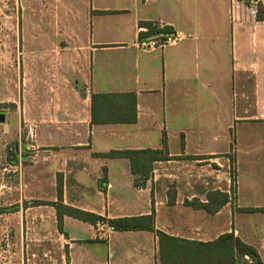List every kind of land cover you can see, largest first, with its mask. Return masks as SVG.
I'll return each mask as SVG.
<instances>
[{
    "label": "crops",
    "instance_id": "0c3cea01",
    "mask_svg": "<svg viewBox=\"0 0 264 264\" xmlns=\"http://www.w3.org/2000/svg\"><path fill=\"white\" fill-rule=\"evenodd\" d=\"M257 2L264 8V0H14L8 11L0 0L14 45L5 29L0 264H159L156 231L203 243L233 232L264 263ZM157 33L185 37L136 46ZM125 92L135 94L134 122H91L92 93ZM163 139L170 158L154 161L141 186L128 158L102 155L158 149ZM215 191L228 196L218 207ZM53 202L104 220L63 214L59 226ZM141 215L153 216V231L107 228Z\"/></svg>",
    "mask_w": 264,
    "mask_h": 264
},
{
    "label": "trees",
    "instance_id": "16d2710c",
    "mask_svg": "<svg viewBox=\"0 0 264 264\" xmlns=\"http://www.w3.org/2000/svg\"><path fill=\"white\" fill-rule=\"evenodd\" d=\"M256 18L264 19V8L257 2ZM134 93H92L91 94V122L92 123H129L136 119ZM110 157H126L129 159L131 172L138 177L135 185L141 186L149 176L154 161L169 159L165 139L158 149L146 148L142 150H119L103 153ZM12 160V159H10ZM216 206L224 204L228 196L218 191L214 192ZM46 203V202H42ZM57 213V223L62 224V215L68 214L79 219L95 223L103 221L101 216L65 206L60 202H53ZM115 230H154L152 215L120 217L107 220ZM159 240V264H237L238 258L247 255L252 264H264L256 249L243 242L233 232L219 235L211 242L203 243L186 240L156 231Z\"/></svg>",
    "mask_w": 264,
    "mask_h": 264
},
{
    "label": "built area",
    "instance_id": "2783aa9c",
    "mask_svg": "<svg viewBox=\"0 0 264 264\" xmlns=\"http://www.w3.org/2000/svg\"><path fill=\"white\" fill-rule=\"evenodd\" d=\"M147 28L145 26H138L137 32H146ZM185 36L182 33H176V34H160L157 33L150 37H142L139 38L136 42V46L141 50H154V49H161L165 46L171 45L179 40H182ZM109 230H112L113 228L109 225L107 226Z\"/></svg>",
    "mask_w": 264,
    "mask_h": 264
},
{
    "label": "rangeland",
    "instance_id": "374dc122",
    "mask_svg": "<svg viewBox=\"0 0 264 264\" xmlns=\"http://www.w3.org/2000/svg\"><path fill=\"white\" fill-rule=\"evenodd\" d=\"M8 2H9L8 11H10V9H11V5L10 4L12 2H14V0H8ZM5 27H4V25L0 21V47L1 48L3 47V43L1 42V37L4 35V30L7 29V33L9 34V36H8V38H9V40H8V48H13L14 47L13 40H11V37H10V35H11L10 32H11L12 27H11L10 24L5 25ZM0 136H2L1 133H0ZM10 145H11L10 143L7 145L8 146V152L11 151V150H9V148H10L9 146ZM5 149L6 148L3 149V139H2V137H0V154H2L4 151H7ZM5 162H6L5 158L0 157V168L4 167L6 165Z\"/></svg>",
    "mask_w": 264,
    "mask_h": 264
},
{
    "label": "water",
    "instance_id": "95a60500",
    "mask_svg": "<svg viewBox=\"0 0 264 264\" xmlns=\"http://www.w3.org/2000/svg\"><path fill=\"white\" fill-rule=\"evenodd\" d=\"M0 120H3V117L2 116L0 117Z\"/></svg>",
    "mask_w": 264,
    "mask_h": 264
}]
</instances>
